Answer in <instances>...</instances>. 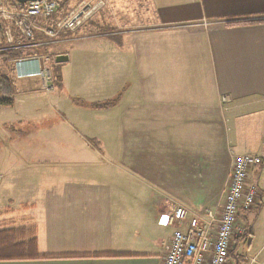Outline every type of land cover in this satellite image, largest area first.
Here are the masks:
<instances>
[{
	"label": "crops",
	"instance_id": "1",
	"mask_svg": "<svg viewBox=\"0 0 264 264\" xmlns=\"http://www.w3.org/2000/svg\"><path fill=\"white\" fill-rule=\"evenodd\" d=\"M125 48L129 108L101 129L119 127L129 170L41 174L0 197V226L26 237L0 264H163L175 229L168 214L182 207L203 223L217 214L240 154L261 158L248 173L260 203L241 212L248 232L229 255L264 264V0H129ZM13 82L22 94L40 85ZM120 100L95 113L116 115ZM11 162L5 171L15 174Z\"/></svg>",
	"mask_w": 264,
	"mask_h": 264
},
{
	"label": "rangeland",
	"instance_id": "2",
	"mask_svg": "<svg viewBox=\"0 0 264 264\" xmlns=\"http://www.w3.org/2000/svg\"><path fill=\"white\" fill-rule=\"evenodd\" d=\"M71 2L70 5L75 3ZM108 2L95 16L97 19L92 18L94 23H87L76 32L61 33L60 40L48 47L53 58L56 53L69 57L64 63L53 64L55 79L51 94L45 93L41 83L29 94H22L15 85L13 106H0V158L7 161L0 164V173L4 172L5 176L0 175V197L17 196L23 192L18 189L24 188L25 180L41 174L94 176L129 170V163H125L129 159V144L121 139L119 127L114 124V128L101 129L129 108V50L125 48L129 46V0ZM108 42L123 46V50L115 51L104 45ZM9 66L11 63L0 70L10 74ZM123 71L127 76L122 75ZM77 96L94 101L93 106H105L87 105ZM119 100V106L124 109L116 115L105 116L104 120L95 113V109L111 106ZM11 160L17 161L15 174L5 171L13 164ZM13 177L20 178L18 185ZM34 181L40 182L37 178ZM12 213L14 215L5 218L18 212ZM22 240L26 237L17 225L0 226V255L22 245Z\"/></svg>",
	"mask_w": 264,
	"mask_h": 264
},
{
	"label": "built area",
	"instance_id": "3",
	"mask_svg": "<svg viewBox=\"0 0 264 264\" xmlns=\"http://www.w3.org/2000/svg\"><path fill=\"white\" fill-rule=\"evenodd\" d=\"M108 3L77 0L70 5L68 0H39L21 4L0 0V50L21 47L35 52L12 60V79L38 78L45 93L51 94L54 58L48 47L60 40L61 33L78 31ZM260 162V156L253 154L233 158L220 211L207 212L205 223L188 216L182 207L168 214L166 223L175 229L163 264H235L229 254L234 239L245 233L240 214L254 209L260 199L248 173Z\"/></svg>",
	"mask_w": 264,
	"mask_h": 264
},
{
	"label": "trees",
	"instance_id": "4",
	"mask_svg": "<svg viewBox=\"0 0 264 264\" xmlns=\"http://www.w3.org/2000/svg\"><path fill=\"white\" fill-rule=\"evenodd\" d=\"M88 23L89 24L94 23V21L91 20ZM22 49H26V48L20 47V48H12V49H7V50H0V69L10 65V63L12 62L13 59H16L18 57L28 56L31 54H35L34 51H31L29 49H28L29 50L28 53H24ZM15 92H16L15 91V84L12 80L11 74L5 73V72L0 70V106H5V107L13 106V104L15 102ZM102 106H105V105H96L93 107L98 108V107H102ZM259 203H260V199L258 201V204L254 208L255 210L258 209ZM254 209H252V210H254ZM252 210H250V211H252ZM247 232L248 231H247V228L245 226L244 235L235 238L234 241L243 239L247 235ZM30 242H31V245L34 247L35 243H36L34 236L32 237ZM237 264H239V263H237Z\"/></svg>",
	"mask_w": 264,
	"mask_h": 264
},
{
	"label": "water",
	"instance_id": "5",
	"mask_svg": "<svg viewBox=\"0 0 264 264\" xmlns=\"http://www.w3.org/2000/svg\"><path fill=\"white\" fill-rule=\"evenodd\" d=\"M21 4H25L27 2H33V1H39V0H16ZM68 57L66 55H59L55 57V62L56 63H61L67 61Z\"/></svg>",
	"mask_w": 264,
	"mask_h": 264
}]
</instances>
